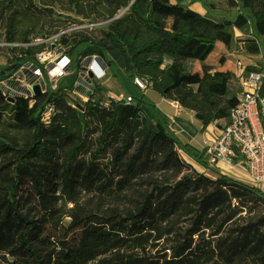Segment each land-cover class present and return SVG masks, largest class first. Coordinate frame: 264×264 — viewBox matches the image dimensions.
<instances>
[{
  "label": "trees",
  "instance_id": "obj_1",
  "mask_svg": "<svg viewBox=\"0 0 264 264\" xmlns=\"http://www.w3.org/2000/svg\"><path fill=\"white\" fill-rule=\"evenodd\" d=\"M224 1L0 0V40L27 44L6 46L12 56L0 69V264H264V192L210 164L149 94L201 115L200 132L228 121L242 92L234 70L204 63L191 72L187 62H205L218 42L230 48L247 25L246 48L259 54L264 0ZM56 8L82 23L111 20L99 35L76 30L56 44L74 61L100 55L132 103L73 107L72 78L30 98L6 88L52 46L29 43L77 25L46 30L34 17ZM48 105L56 111L45 122Z\"/></svg>",
  "mask_w": 264,
  "mask_h": 264
},
{
  "label": "built area",
  "instance_id": "obj_2",
  "mask_svg": "<svg viewBox=\"0 0 264 264\" xmlns=\"http://www.w3.org/2000/svg\"><path fill=\"white\" fill-rule=\"evenodd\" d=\"M130 6L121 9L114 19L128 13ZM84 23L87 27L108 24ZM79 26L72 29H78ZM70 31V29H69ZM63 30L48 39H37L28 45L47 43L54 47L38 53L35 59L23 63L5 82L8 90L18 92L26 98L35 95L34 87L40 86L41 93L47 90H58L59 84L72 78L73 82L65 89L70 95V104L77 107L79 103L94 102L108 108L114 102L132 103L134 99L125 90H114L104 84L110 66L98 54L83 56L79 61L64 51L56 43L64 34ZM19 46L27 44H3ZM251 69L245 60L238 58L235 62L234 74L242 92L230 117L217 132L205 135L197 143L205 151V157L220 171L234 177L243 176L264 192V69L255 65ZM135 86L147 92L150 84L147 79L134 78ZM68 83V81H67ZM179 113L186 111L179 103L169 101ZM54 105H48L42 114V120L49 122L55 113Z\"/></svg>",
  "mask_w": 264,
  "mask_h": 264
},
{
  "label": "rangeland",
  "instance_id": "obj_3",
  "mask_svg": "<svg viewBox=\"0 0 264 264\" xmlns=\"http://www.w3.org/2000/svg\"><path fill=\"white\" fill-rule=\"evenodd\" d=\"M211 1H215L219 6L227 7V4L225 3L224 0H211ZM195 5H196V9L200 10L203 14H206V10L204 9V7L200 3H196L193 6H195ZM34 17L40 23H43L44 25L48 24V25H46L47 26L46 30H48L50 28L51 23H55V24L59 25L61 22H63V20H65V22H68V24H69V22H72V23L77 22L76 23L77 25L72 26L69 24L68 25L69 27L64 28L62 30H68L69 31V29H70L69 32H73L76 30L88 29L91 31L90 34H92L93 36L99 35L101 33V30L105 29L108 25V24L98 25V26H95L93 28L87 27L86 24L82 23V19L78 18L75 13L62 11L60 8H56V14L53 17L49 16L47 13H41L38 10L35 11ZM76 26H79V28L78 29H72L73 27H76ZM37 31H38V29H37ZM1 32H2V35H4L5 30L2 29ZM39 36H41V35H39ZM251 36H252L251 35V29L248 25L244 26L240 29L236 28L235 29V39H234V42L230 48H226L224 46V44H222V43H219L216 46V49L214 50V53L211 57V59L213 58L212 64H211L212 67L214 69H221L223 67H226V68L229 67L230 68V66H229L230 61L232 62V63H230L231 66H233V63H235L238 58H242L244 60H247V62L254 63V65L257 67L264 69L261 66V63L264 61L263 60L264 59V43L262 41V49H261L259 54H250L246 48V42L248 39L251 38ZM38 38L42 39L43 37H38ZM2 39H3V37H2ZM2 39L0 40V48H1L0 49V69L3 65H5L7 63V60L12 56V51L9 50L5 45H3ZM35 40H37V39H35ZM4 47H6L7 49ZM187 65H188V71H191V72H194L196 70H200L202 68V65H200V63H198L197 61L189 60L187 62ZM68 80H66V82ZM104 84L107 86H110L114 90H121V89L124 90V88L119 83L117 77H115L113 75V71H111V70L109 71L107 78L104 80ZM237 89L238 88H237L236 84H233L232 91L237 92L238 91ZM153 93L154 92L152 90L149 91V94L151 96H153ZM198 124L200 127L202 123L200 121H198ZM225 124H226V121L221 120V121L215 122L212 125L219 129V126L223 127ZM201 133H205V132H201ZM207 135H208V133H207ZM237 178L245 180L243 176L237 177Z\"/></svg>",
  "mask_w": 264,
  "mask_h": 264
},
{
  "label": "crops",
  "instance_id": "obj_4",
  "mask_svg": "<svg viewBox=\"0 0 264 264\" xmlns=\"http://www.w3.org/2000/svg\"><path fill=\"white\" fill-rule=\"evenodd\" d=\"M192 8H194L195 10L202 13L200 10L196 9V5L193 6ZM219 43L220 42H218L217 45ZM213 53L207 58V60L205 62H200V61H197V62L200 63V65H203L204 63L211 65L212 59H213V58L211 59V57H212ZM230 63H232V62L231 61L229 62L230 68L229 67H227V68L223 67L219 70H229V69L234 70L235 63H233V66H231ZM245 63L251 69L254 67L253 66L254 63L247 62V60H245ZM151 98L153 101L156 102L158 108L160 109V111L162 112L164 117L167 119V121L170 124V126L172 127V129L175 130L177 133H179L181 136H183L188 141H191V142L193 141V142L197 143L207 133H208V135H210L209 133H213V132L218 131V128L211 125L207 128L205 133H201L200 127L198 124V121H200V120L195 116L196 115L195 113L187 112V111H183V112L179 113L178 110L175 108V106L172 105L171 102H169V100H167V99H165V98H163L157 94H153V96ZM205 159H208V157H205ZM245 181H246V179H245Z\"/></svg>",
  "mask_w": 264,
  "mask_h": 264
},
{
  "label": "water",
  "instance_id": "obj_5",
  "mask_svg": "<svg viewBox=\"0 0 264 264\" xmlns=\"http://www.w3.org/2000/svg\"><path fill=\"white\" fill-rule=\"evenodd\" d=\"M54 47V46H53ZM34 91H35V93L36 94H41V88H40V86H35L34 87ZM9 101H11V102H14L15 100H14V98H9ZM196 117L198 118V119H202V116L201 115H196Z\"/></svg>",
  "mask_w": 264,
  "mask_h": 264
}]
</instances>
